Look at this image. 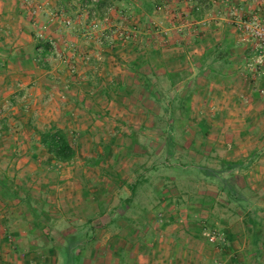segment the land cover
I'll use <instances>...</instances> for the list:
<instances>
[{"label": "rangeland", "instance_id": "374dc122", "mask_svg": "<svg viewBox=\"0 0 264 264\" xmlns=\"http://www.w3.org/2000/svg\"><path fill=\"white\" fill-rule=\"evenodd\" d=\"M143 2L155 5L149 12ZM183 3L0 0V59L15 58L0 67L3 98L16 90L21 106L30 86L45 92V105L60 91L107 98L81 132L65 129L76 150L68 163L49 162L28 126L17 136L6 115L16 106L0 104V176L15 178L30 202L0 198V264H264V55L259 61L234 28L264 17V0H213L198 24L182 18ZM49 31L69 37L52 38L36 68L35 38ZM224 40L231 67L212 55L201 61ZM187 95L185 117L178 106ZM222 160L241 164L227 170ZM201 166L221 171L258 208V248L244 223L252 206L230 202L197 175Z\"/></svg>", "mask_w": 264, "mask_h": 264}, {"label": "trees", "instance_id": "16d2710c", "mask_svg": "<svg viewBox=\"0 0 264 264\" xmlns=\"http://www.w3.org/2000/svg\"><path fill=\"white\" fill-rule=\"evenodd\" d=\"M193 2H195L194 8L192 10L193 15L196 17H199V15L202 13V11L206 9L207 6L206 4H204L203 0H193ZM143 5L145 6L146 10L150 12L153 9L155 4L153 2H145V3L143 2ZM201 5H203L204 9L201 8ZM35 41H36L35 46H34L35 60L37 61L39 67H42L44 64H42L41 58L44 59V57L51 54L52 46L48 40H44L41 38H35ZM232 48H233V44L230 41L224 40L222 44H218L216 46H213L212 48L207 49L206 52H204L201 61L204 62L208 58V56L212 55L214 59H216V61L220 60L221 58V60H223V63L225 64L227 68L231 67L232 62H230L228 59L232 54V50H233ZM8 59L11 61L15 60V58H13L11 54H8L5 61H1L0 59V67H5L7 64L6 61ZM210 69H211V72H214V71L215 73L217 72V70L212 67ZM135 71L136 70H134V72ZM168 75L171 76V74H168ZM221 77L223 78L222 75ZM174 83L175 82L173 81L172 84ZM144 86L146 87L149 86L148 80H145ZM188 101H189V95L180 99V104L178 106V108L181 109V112L185 115V117H187V113L189 112V108L187 106ZM169 108H170V115L173 116V113L176 107L173 106L171 102ZM37 141H38V144L42 146V148L48 155L47 160L49 162L68 163V162H71L76 157V150L74 146L72 145L71 140L64 129L50 127L47 131L40 132L37 134ZM98 163H99V160H95V162L91 163V165H96ZM221 164L225 167V169L233 170V168L235 166L240 165L241 162H232L228 160H222ZM196 172H197V175H199L200 177H204L205 179L216 181L217 185L219 186V189L225 193V195L227 196L230 202L236 203L240 208L244 209L245 211H246L247 206L248 207L252 206L251 209H249L245 213L244 223L249 224L251 226V229H252L251 243L255 248H258L257 244L261 237L262 222L260 220L257 221L255 217L252 215V212L258 215L259 213L258 208L251 205L249 200L245 196H243L241 193H239L236 190L234 185L228 183L226 179L220 177L219 173L221 171L211 169L205 166H201L196 169ZM137 185H138L137 180L127 185L128 190L130 192V196L126 198L125 202H130L131 196L134 195ZM20 191H23V188L20 186V184L16 182L15 178H9L7 176H0V198L18 199L19 201L26 202L27 205H29L30 202L28 198V192L25 191L23 193V196H21ZM75 250L76 249H74V252ZM61 251L63 254H66V255L69 254L68 247L61 248Z\"/></svg>", "mask_w": 264, "mask_h": 264}, {"label": "crops", "instance_id": "0c3cea01", "mask_svg": "<svg viewBox=\"0 0 264 264\" xmlns=\"http://www.w3.org/2000/svg\"><path fill=\"white\" fill-rule=\"evenodd\" d=\"M182 1L184 2L183 6H185V8H184L185 12L181 13V15H183L182 18L183 19L184 18L190 19V21H193L194 23H197V24L200 23L204 19L205 15H207V14H209V12H211L212 6H213V4H212L213 0H203L204 4H206L207 7L204 11H202V13L199 15V17H196L193 15V12H192L194 5H195V2H193V0H187V1L182 0ZM231 1L236 2V3L248 2V0H231ZM7 2H9V1H7ZM221 2H223V1H221ZM188 6H189V8H187ZM201 8L204 9L203 5H201ZM5 18H6V16H5ZM19 21L23 24V26L26 24L24 19H22V18H20ZM7 26H9V25L7 24ZM194 28H196V26ZM189 31H190V33L192 32V30H189ZM50 33L51 32L49 31L48 36L46 35L47 40L49 42L52 41V38H55V37H57L56 39L58 41H61L62 37H63V41H64V38L69 37L68 35L64 36V34L57 36V33H53L54 36L51 37L49 35ZM184 34H186V33H184ZM19 37L21 38L22 35H20ZM75 37H76V40H77V38H79V36H77V35L74 36V38ZM193 41H194V39H193ZM79 42L83 43V40L80 39ZM66 47H68V44L66 45ZM59 48L67 49V48H65V45H62ZM61 49H59V50H61ZM66 52L69 53V50L67 49ZM93 54L95 56L99 55L98 52H93ZM8 66L9 65L5 66V68H7ZM36 68H40L39 65H37ZM31 73H35V72L32 71ZM39 79L40 78H38V80ZM34 82H35V80H33L32 83H34ZM29 89H31V92H29L30 97L28 98V100H25V103L23 105H21V106H23L22 109L19 108L21 106L17 105L15 102V95H13V92L16 90L10 92L9 93L10 95L7 96V98H3L4 96L0 95V104L2 106L5 105L6 109L8 106H6V104H3V101H5V103H9V104H7L9 106L10 105L16 106V108L10 107L8 109V111L6 112V115L8 113H11L14 116L13 119L15 120V122L14 123L10 122V125H13L15 127V131H18V133L17 132L15 133L17 136L19 134L21 135L20 132H22V134H23L26 131V129L24 128L26 126H28L29 130H31L30 135H32V134L34 135V133L38 134L40 132L47 131L50 127L61 128L64 130L67 128H74L75 131L81 132L80 128H82V129L86 128L83 125L84 121L94 117L95 111L93 110V106L95 108V106H97V103H99V102L101 103V101H104V99L105 100L107 99L106 96H104V95H100L98 98V96L94 95V92H89V93H85L82 95L76 93L73 98L72 97L69 98V96L72 94H69V93L64 92V91H60V92L53 93V94L51 93L50 102L47 105H45L42 103V100H41L43 98V96L45 95V92L41 94L39 92L38 87H31L30 86ZM17 91H19V90H17ZM17 93L22 94V92H17ZM77 99L80 102H78ZM8 121L9 120L2 118V123L6 124V123H8ZM19 125L23 128H18L17 126H19ZM10 128H12V127L10 126ZM29 130H27V132ZM28 133H30V132H28ZM37 145H38V142H37Z\"/></svg>", "mask_w": 264, "mask_h": 264}, {"label": "built area", "instance_id": "2783aa9c", "mask_svg": "<svg viewBox=\"0 0 264 264\" xmlns=\"http://www.w3.org/2000/svg\"><path fill=\"white\" fill-rule=\"evenodd\" d=\"M100 0H89L90 4L97 5ZM63 23L70 26L72 23L69 19H65ZM94 28V25H91ZM235 30L239 33L238 37L242 42H250L253 50L259 54L258 60L264 55V17L258 15H251L246 19H239L235 22ZM52 45V42L50 41Z\"/></svg>", "mask_w": 264, "mask_h": 264}]
</instances>
